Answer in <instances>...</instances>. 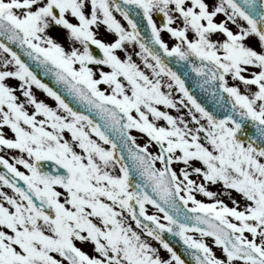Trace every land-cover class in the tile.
Wrapping results in <instances>:
<instances>
[{
    "label": "snow or ice",
    "instance_id": "1",
    "mask_svg": "<svg viewBox=\"0 0 264 264\" xmlns=\"http://www.w3.org/2000/svg\"><path fill=\"white\" fill-rule=\"evenodd\" d=\"M166 59L190 66L223 114ZM0 68V151L19 152L0 155V264H189L166 233L195 264H264V0H0Z\"/></svg>",
    "mask_w": 264,
    "mask_h": 264
},
{
    "label": "water",
    "instance_id": "2",
    "mask_svg": "<svg viewBox=\"0 0 264 264\" xmlns=\"http://www.w3.org/2000/svg\"><path fill=\"white\" fill-rule=\"evenodd\" d=\"M145 24H146V20L142 19V26ZM141 32L142 34L146 35L147 33H149V29L141 30ZM91 47L93 51L95 52L93 46ZM22 58L27 59L24 56H22ZM165 62L169 64V67H171L174 71L178 72V74H180L181 77L185 79L186 86L189 88L192 94L197 97L200 103L204 104V106L207 107L210 111H213L214 114H218V115L223 114L224 109L219 107L216 104L210 92L205 91L204 89L200 87L198 83V76L194 71L191 70L190 66H187L184 62L176 63L174 59L171 60L170 62L169 60L166 59ZM29 63H30V66L33 67L34 70H37L38 76L45 83H48L50 86H53L57 90L61 91L62 94H64L66 98L69 99L74 104V106H76L78 109L83 110L79 104H77L74 100H72L71 97L67 95V93L64 92L62 86L59 85L51 75L46 74L42 70L38 69V66L35 64V62L29 61ZM248 131H252L251 127H248ZM165 238L169 240L172 246L177 250L178 253L182 255V257H185L189 261V264H195V260L192 259L191 256L185 252V246L183 245V243L180 241L178 237H175L172 234L166 233Z\"/></svg>",
    "mask_w": 264,
    "mask_h": 264
},
{
    "label": "rangeland",
    "instance_id": "3",
    "mask_svg": "<svg viewBox=\"0 0 264 264\" xmlns=\"http://www.w3.org/2000/svg\"><path fill=\"white\" fill-rule=\"evenodd\" d=\"M222 18H223L222 14L217 17V19H222ZM230 27L235 28V26H233V25H230ZM51 34L58 35L60 37V39H61V42L65 44V47H67V43L63 39L64 32H63L62 29H56L55 32H52ZM189 35H191V33ZM101 36H105V33L103 31H101ZM105 38L107 40H109V41H112L116 37H115V34L112 33L111 35H108ZM165 39H166V37H164V40ZM167 42L171 46L172 44L175 43V39H173V41H171V42H169V41H167ZM254 42H255V38H253L252 40L249 41V43H254ZM125 47L129 48V51H132L133 47H134L135 52H139V50H138V48H136V46L129 45V44L126 43ZM118 54L121 55V57L123 58L124 53L122 51H119ZM4 55H7V54H4ZM132 58L137 64H139L141 69H144L145 71H147L151 75L150 70L145 69V66L143 64V61H142L141 57L133 55ZM8 68L12 69L13 66L9 65ZM0 70H3V68H0ZM245 74H247V73H245ZM165 80L167 81V77H165ZM6 82L11 84V85H17V83L15 81H13L12 79H9V78L6 80ZM228 82H229V84L233 83V81H232V79L230 77L228 78ZM33 92L37 96L38 99L44 100L46 103L49 104V106H51V107H55L56 106V101L54 100V98L49 97L42 89L37 88L35 85H33ZM16 94L20 98V100H22L23 96L20 95L19 91ZM173 94H174V96H177L174 89H173ZM170 111H171L172 114H174V115L176 114L175 109H171ZM133 114L135 115V113H133ZM161 123H163V121H161ZM66 133L70 137V133L68 131ZM137 137H138V133H137ZM138 142L143 143L144 140L142 138L138 137ZM154 150H155V147L151 146L150 147V151H154ZM174 166H176V165H174ZM176 167H178V166H176ZM193 178L195 179V177H193ZM196 195H197L198 199H201V200H203L205 202H210L208 200V198L204 197L202 194L197 193ZM224 199H225V202L229 204V206H232L230 200H228L227 198H224ZM152 212H153V210L150 212V214H152ZM195 238H199V236H197ZM205 239H206V242L211 243V240L209 238L206 237ZM77 244H78V246H81L85 251L92 252V245L91 244L80 245L79 242H77ZM214 250H216V249H214ZM162 255H163V253H162ZM57 258H59L58 255H57Z\"/></svg>",
    "mask_w": 264,
    "mask_h": 264
},
{
    "label": "flooded vegetation",
    "instance_id": "4",
    "mask_svg": "<svg viewBox=\"0 0 264 264\" xmlns=\"http://www.w3.org/2000/svg\"><path fill=\"white\" fill-rule=\"evenodd\" d=\"M113 14L116 16V18L118 20H120V22L122 23V25H124L126 28H128V30H130V27H128V25L126 24L125 19L123 18V16H121L119 14V12H113ZM155 14V13H154ZM69 19H72V17L69 15L68 17ZM29 111H31V108L29 107ZM4 131L7 133L8 136H13V134L10 132V130L5 127ZM16 151L18 152V150H10V151H0V155H5L6 158H9L11 161V157L15 155ZM19 153V152H18ZM24 171V170H23ZM7 191H9V193H11V189L9 188H5Z\"/></svg>",
    "mask_w": 264,
    "mask_h": 264
}]
</instances>
